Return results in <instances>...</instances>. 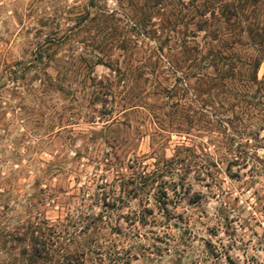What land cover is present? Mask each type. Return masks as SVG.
Here are the masks:
<instances>
[{"label": "rangeland", "instance_id": "obj_1", "mask_svg": "<svg viewBox=\"0 0 264 264\" xmlns=\"http://www.w3.org/2000/svg\"><path fill=\"white\" fill-rule=\"evenodd\" d=\"M32 223L86 264H264V0H0V264Z\"/></svg>", "mask_w": 264, "mask_h": 264}, {"label": "trees", "instance_id": "obj_2", "mask_svg": "<svg viewBox=\"0 0 264 264\" xmlns=\"http://www.w3.org/2000/svg\"><path fill=\"white\" fill-rule=\"evenodd\" d=\"M43 227L38 223L31 224L32 244L27 264H86L75 253L58 254L44 240H39Z\"/></svg>", "mask_w": 264, "mask_h": 264}]
</instances>
